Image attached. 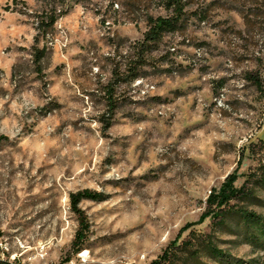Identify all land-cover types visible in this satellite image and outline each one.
<instances>
[{
    "label": "rangeland",
    "instance_id": "374dc122",
    "mask_svg": "<svg viewBox=\"0 0 264 264\" xmlns=\"http://www.w3.org/2000/svg\"><path fill=\"white\" fill-rule=\"evenodd\" d=\"M184 1L183 25L141 48L161 0H0V259L227 264L192 239L264 264L236 219L204 217L229 174L262 172L264 82L245 74L264 79V0ZM83 189L103 199L79 204L74 253ZM256 195L230 205L264 215Z\"/></svg>",
    "mask_w": 264,
    "mask_h": 264
},
{
    "label": "trees",
    "instance_id": "16d2710c",
    "mask_svg": "<svg viewBox=\"0 0 264 264\" xmlns=\"http://www.w3.org/2000/svg\"><path fill=\"white\" fill-rule=\"evenodd\" d=\"M163 8L167 11L166 15L147 16V30L144 32L143 40L140 44L141 48L152 47L161 41L162 37L169 32H175L183 25V16L185 9L184 0H161ZM55 22V18L51 19V23ZM136 77V74H135ZM245 78L253 83L259 91H263L264 79L259 73L248 72L245 74ZM260 148L264 149V142L260 141ZM250 151L256 153L252 148ZM262 169L261 174H257L256 171L250 172L247 182L240 187L235 186L237 176L235 174H229L218 190H212L207 197V211L204 217L211 216L213 218H220V221H225L227 217H233L241 224L244 235L250 242L257 247H261L264 250V215L256 212L255 210L248 209L247 207L240 206L235 207L230 205V201L233 199L238 200H258L261 201L257 195V188L264 189V164H260ZM250 184V186L248 185ZM70 208L77 215L79 221V227L76 230L75 236L72 241V248L74 253H78L82 250L83 244L86 238V223L84 222V212L79 207V204L84 199L90 200H102L101 193L91 190L83 189L69 195ZM191 255H196L201 249L208 251L214 257L227 260V264H252V262H246L239 259H230L222 249L218 248L211 240L204 241L199 247L194 248L192 239L186 240L182 244ZM175 248V244L172 246ZM178 255V252L172 248L167 249L158 258L153 260L150 264H171L174 262ZM69 261V260H67ZM0 264H13L9 261L0 259Z\"/></svg>",
    "mask_w": 264,
    "mask_h": 264
}]
</instances>
